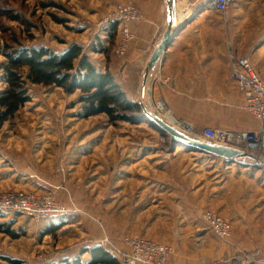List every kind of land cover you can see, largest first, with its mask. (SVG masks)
Returning a JSON list of instances; mask_svg holds the SVG:
<instances>
[{
  "label": "rangeland",
  "instance_id": "obj_1",
  "mask_svg": "<svg viewBox=\"0 0 264 264\" xmlns=\"http://www.w3.org/2000/svg\"><path fill=\"white\" fill-rule=\"evenodd\" d=\"M123 1L0 0V94L8 89L5 53L16 49L62 53L78 45L98 68L112 74V47L108 55L91 50ZM230 24L236 32L233 50L249 55L264 81V45L258 47L264 40V0H237ZM25 84L30 101L0 126V195L52 193L72 213L36 222L2 212V222L19 238L0 232V264H61L63 258L78 255L89 262L86 251L94 247L124 264L125 238L168 245L172 249L168 264H181L179 247L190 257L206 253L204 262L190 264H211L237 254L264 257L262 176L231 177L225 167L214 164L205 176L186 180L188 185L160 182L161 174H174L180 164L188 170L190 158L182 161L172 154L170 139L154 126L136 127L107 114L81 118V106L74 104L78 94ZM202 184L207 189L217 185L218 194L193 195L191 186ZM205 210L231 221L228 241L207 230L200 217ZM46 221L55 224L54 231L42 226ZM199 228L205 229L200 236ZM206 232L210 234L205 236Z\"/></svg>",
  "mask_w": 264,
  "mask_h": 264
},
{
  "label": "crops",
  "instance_id": "obj_2",
  "mask_svg": "<svg viewBox=\"0 0 264 264\" xmlns=\"http://www.w3.org/2000/svg\"><path fill=\"white\" fill-rule=\"evenodd\" d=\"M131 1L146 15L148 21L131 25L134 38L129 44L126 56L119 59L115 68L127 94L133 102L138 103L149 58L163 39L168 17L163 0ZM236 3L237 0L232 4L231 12L225 15L222 9L210 7L212 0H200L193 17L174 32L152 74L151 89L162 93L169 110L177 119L190 122L197 131L212 128L248 135L256 132L259 127L256 119L242 111L243 94L232 77L229 47L235 49L233 38L236 32H233L230 20ZM262 45L264 40L258 47ZM145 126L142 123L136 127L146 128ZM173 149L172 154L182 161L190 158L189 163L186 162L190 167L185 170L186 167L180 164V167L176 166L175 171L173 170L174 174H161L158 178L160 182L179 183L189 181L197 174L205 176L209 166L214 164L225 167L231 177L235 174L247 175L253 168L218 157L213 158L179 143L173 145ZM256 174H260V171ZM176 187L179 188L180 185L176 184ZM204 187L203 184L200 188L191 186L194 191L191 193L202 198L207 193L218 194L217 185L208 189ZM54 225L50 221L42 224L51 230H55ZM200 232L204 233L205 229H197L199 236ZM208 234L210 232H206L205 236ZM179 254L178 261L181 264H190L194 260L204 262L206 257V253L190 257L181 247Z\"/></svg>",
  "mask_w": 264,
  "mask_h": 264
},
{
  "label": "built area",
  "instance_id": "obj_3",
  "mask_svg": "<svg viewBox=\"0 0 264 264\" xmlns=\"http://www.w3.org/2000/svg\"><path fill=\"white\" fill-rule=\"evenodd\" d=\"M173 1L177 20L175 28H180L193 17L200 0ZM235 1L212 0L210 7L220 8L225 15H228ZM163 2L165 4V0ZM147 21L146 16L130 0H124L118 4L106 21L109 22L108 24L117 22L120 25L119 39L114 49L117 58L122 59L126 55L129 44L134 38L131 25ZM229 58L232 77L243 94L241 109L259 123L257 131L248 134L245 139L236 132L212 128L197 131L190 122L177 119L166 105L162 93L154 89H151L149 94L151 107L160 117H166L167 120H164L168 123L171 120L174 125L169 124L182 133L211 143L244 150L250 142L257 143L259 145L258 152L264 156V81L255 70L249 55L242 56L229 47ZM0 212L23 215L36 222H43L52 215L72 213L60 205L52 193L32 192L25 194L20 191H9L0 195ZM200 217L207 229L217 239L225 242L232 237L233 228L229 219L212 210L203 211ZM104 240L108 242L109 238L106 236ZM100 244H104V241H101ZM124 245L126 246L123 255L124 264H168V258L172 252L168 245L137 238H125ZM211 264H264V257L257 254H237L232 257H220Z\"/></svg>",
  "mask_w": 264,
  "mask_h": 264
},
{
  "label": "trees",
  "instance_id": "obj_4",
  "mask_svg": "<svg viewBox=\"0 0 264 264\" xmlns=\"http://www.w3.org/2000/svg\"><path fill=\"white\" fill-rule=\"evenodd\" d=\"M105 30L104 34L99 37L100 39L96 40V45L91 51L108 55L112 47V74L98 68L89 58V53L78 45L70 46L62 53L46 48L16 49L5 53L7 62L3 70L6 74L8 89L0 94V126L12 119L30 101L25 88V83L29 82L46 87L62 88L69 95L78 94L74 104L81 106L79 113L81 118L107 114L113 119L123 120L132 125L147 122L151 127L154 126L162 136L170 139L167 144L172 145L171 151H173V145L178 142L157 125L148 122L139 103L131 100L125 86L117 77L115 66L119 59L114 55V48L119 39L120 25L114 22ZM105 43H109V47H106ZM259 171L263 180V169L253 167L249 173L256 174ZM3 216L0 212V232H9L12 238L18 239V234L12 232L6 222H2L5 218ZM86 253L90 255L89 262H85V258L78 255L63 258L61 264H122L119 259H115L101 247L89 248ZM14 264L21 263L14 262Z\"/></svg>",
  "mask_w": 264,
  "mask_h": 264
},
{
  "label": "water",
  "instance_id": "obj_5",
  "mask_svg": "<svg viewBox=\"0 0 264 264\" xmlns=\"http://www.w3.org/2000/svg\"><path fill=\"white\" fill-rule=\"evenodd\" d=\"M165 6L168 17L166 29L164 31L163 39L154 49L149 58L148 66L143 76L140 100L138 101L143 114L146 116V119L148 120V122L154 123L168 135L173 137V139L179 144L189 146L201 153L218 157L231 163H237L246 167L252 166L259 169H264V156H262V154L258 152L259 145L257 143L250 142L244 150L200 140L199 138H195L178 131L162 117L153 113L147 106V100L152 86V74L158 62L160 61L163 52L168 47L174 35V32L179 29L175 28L177 20L174 1L165 0ZM240 136L243 139L247 137L246 134Z\"/></svg>",
  "mask_w": 264,
  "mask_h": 264
},
{
  "label": "bare ground",
  "instance_id": "obj_6",
  "mask_svg": "<svg viewBox=\"0 0 264 264\" xmlns=\"http://www.w3.org/2000/svg\"><path fill=\"white\" fill-rule=\"evenodd\" d=\"M147 106L149 107V109L153 112V113H155V111L153 110V108L151 107V104H150V98L148 97V100H147ZM156 115H158L157 113H155ZM159 116V115H158ZM163 119H165V120H167V118L165 117H162ZM169 123H171L172 125H174L173 123H172V121L170 120L169 121Z\"/></svg>",
  "mask_w": 264,
  "mask_h": 264
}]
</instances>
